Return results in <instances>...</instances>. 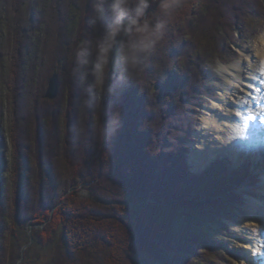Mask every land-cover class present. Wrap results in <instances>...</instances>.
I'll list each match as a JSON object with an SVG mask.
<instances>
[{
	"label": "trees",
	"instance_id": "16d2710c",
	"mask_svg": "<svg viewBox=\"0 0 264 264\" xmlns=\"http://www.w3.org/2000/svg\"><path fill=\"white\" fill-rule=\"evenodd\" d=\"M263 29L264 0H0V264L44 220L34 244L60 231L62 264L221 262L209 231L229 233L251 177L191 171L188 142L217 62Z\"/></svg>",
	"mask_w": 264,
	"mask_h": 264
},
{
	"label": "bare ground",
	"instance_id": "6f19581e",
	"mask_svg": "<svg viewBox=\"0 0 264 264\" xmlns=\"http://www.w3.org/2000/svg\"><path fill=\"white\" fill-rule=\"evenodd\" d=\"M219 73L226 90L205 108L195 133L198 141L190 146L189 160L198 169L221 152L235 161L242 155L264 157V36L254 48H242L240 60L220 67ZM240 95L245 102L238 113L234 105ZM225 127L231 132L220 141V131ZM258 194V199L249 201L251 216L244 227L249 234L247 253L255 263L264 264V184Z\"/></svg>",
	"mask_w": 264,
	"mask_h": 264
},
{
	"label": "rangeland",
	"instance_id": "374dc122",
	"mask_svg": "<svg viewBox=\"0 0 264 264\" xmlns=\"http://www.w3.org/2000/svg\"><path fill=\"white\" fill-rule=\"evenodd\" d=\"M263 36H264V29L257 36L251 37L246 41H240L239 43L234 44L233 48L237 52L236 58L227 63L217 62L215 73L222 81V83L216 93V96L214 98H210L209 103L207 105H203L200 107L201 114L198 117L197 127L191 133L192 140L188 142L189 151L187 153V162L189 160L191 143L198 141V138L195 136V133L199 129L200 118L206 114L205 108L209 107L214 100L219 99L220 93L226 90V82L224 81L222 75L219 73L220 67L228 66L240 60V50L242 48H249V49L254 48L255 46L258 45L260 39ZM108 58L112 61L114 59V55L110 54ZM110 70L111 68H109V75H110ZM106 89L107 87L105 85L104 99H106L108 95V89H107V93H106ZM53 99H49V100H53ZM236 99L237 102L234 105V109L236 110V112H238L241 111L240 109L243 103L245 102V97L244 95H240ZM103 111H104V116H103ZM104 117H105V104L102 105V110H101V125L103 131L102 140L103 143L104 142L106 143V136H105L106 125H105ZM3 122L4 121L1 122L2 124L0 126L1 127L0 131L3 133L5 137H7L6 126L5 128H2V126L4 125ZM228 132L229 133L231 132L230 127H225L220 131L219 134L220 141L226 139ZM0 150H1L0 162H2L0 164H3L7 162L9 159L8 146H5ZM217 159L224 161L222 165L226 166L229 172L231 170H235L236 168H240L242 165H246L247 168L244 169L249 173L251 178L249 179L248 182H246V184H242L240 186L239 188V191L241 192V198L239 199L240 203H237V207L232 212V214H230L229 219L225 221L229 233L224 234L221 232H217L214 229L209 231L210 239L217 245L221 262L216 259L214 260L211 259L205 264H259V262L255 263L254 259L251 258L252 257L251 253H247L246 245L249 242V234L247 232V229L244 227V224L246 223V220L251 216L248 209L249 201L254 200V198L258 199L259 197L258 193L262 189L264 184V157L262 159L259 155L258 156L242 155L238 161H235V159H232L226 153L221 152L216 156H214L213 158L209 159L208 162L204 163L199 169L195 168L189 160L190 166L192 167L191 171L195 173H200L202 172V170L206 169L212 162H214ZM73 190H75L74 187H71L70 190L68 191L73 192ZM76 196L79 199H91L89 192L87 191V189H85L83 184H80L79 188H77ZM101 203L108 204L106 202H101ZM51 215L52 212L50 214V218ZM45 224L46 221L44 220L41 224L36 223L33 225L30 223L27 224L25 227L21 228L20 233H22L23 235H21V238L19 239V243H20L18 244L19 246H16V244L13 246V252L11 254V259L9 261L10 262L9 264H22V262L24 264H62L64 262V253H65L63 247L64 240L62 238L60 231L56 232L53 235V238L55 239L52 240V243L44 244V245L34 244V237L32 235V232L33 231L40 232L44 228ZM249 229H250L249 232L253 231L251 227ZM0 241L3 242V239L1 237H0ZM31 246L32 248H30ZM262 246H264V242H262Z\"/></svg>",
	"mask_w": 264,
	"mask_h": 264
},
{
	"label": "water",
	"instance_id": "95a60500",
	"mask_svg": "<svg viewBox=\"0 0 264 264\" xmlns=\"http://www.w3.org/2000/svg\"><path fill=\"white\" fill-rule=\"evenodd\" d=\"M57 93H58V77L56 72H54L47 82V87L44 93V97L47 99H53L57 96ZM106 93H107V89H106ZM103 116H104V111H103ZM188 164L190 165L189 160H188Z\"/></svg>",
	"mask_w": 264,
	"mask_h": 264
}]
</instances>
